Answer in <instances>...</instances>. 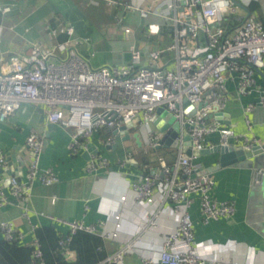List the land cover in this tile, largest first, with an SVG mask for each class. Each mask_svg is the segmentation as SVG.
<instances>
[{
	"label": "built area",
	"instance_id": "built-area-1",
	"mask_svg": "<svg viewBox=\"0 0 264 264\" xmlns=\"http://www.w3.org/2000/svg\"><path fill=\"white\" fill-rule=\"evenodd\" d=\"M182 1L154 0L145 5L138 0H106L110 7H121L127 13L137 12L143 19L156 16L169 23L173 27V41L166 50L172 51L173 56L167 61L164 59L165 49L153 50L144 59L141 49L132 45L129 64L96 68L70 40L57 42L54 47L37 44L25 55L6 57L0 54V121L15 117L24 102L43 106L50 123L72 130L70 146L74 151L83 149V141L97 128L116 130L119 136H125L122 132L127 130L131 136L140 113H143L144 123L137 132L144 141L145 152L159 148L163 133L153 131L151 124L160 107L172 113L180 124L179 155L174 165L170 166L162 158L163 174L155 172L132 183L136 199L146 207L144 219L135 224L130 240L100 264H124L125 255L133 248V240L147 226L157 225V218L166 215L159 204L168 199L174 202V211L179 216L178 225L163 235L158 259L143 257L142 264H240L203 253L196 242L188 211L191 195L200 196L205 222L231 218L236 212V204L213 198L215 181L212 174L203 172L205 168L197 161V156L184 151L185 136L188 131L193 149L197 150L238 145L231 143V138L236 143L242 138L245 149L260 144L256 138L238 136L232 130L220 127L209 121L208 116L210 112L225 111L229 99L226 80L232 74H235L233 79L239 94L245 96L257 87V73L264 68V25L252 16H244L242 23L227 30L224 22L239 15L236 0H185L184 6ZM92 3L98 4V0H92ZM11 7L0 4L3 11H9ZM117 22L122 26L123 17L118 16ZM122 27L125 35L134 33L130 26ZM201 33L205 36L204 42ZM53 34H67L72 38L75 29L63 26L53 30ZM262 93L260 104L264 106V88ZM200 103L206 105L198 108ZM191 106L196 108V112L189 116L187 109ZM256 107L250 103L245 108L249 128L252 126L250 114ZM130 124L133 127H129ZM124 126L126 129L123 130ZM214 134H219V143L210 139ZM26 142L30 150L27 179L21 181L16 176L10 179L12 195L24 208L37 178L45 185L58 181L52 169L42 170L40 167L44 136L32 130ZM6 162V157L0 153V166ZM108 163L105 158L93 156L88 168L94 171ZM180 175L184 176L183 180H179ZM263 177L264 170H257L256 184L262 185ZM126 199L127 196L123 195L121 202L125 203ZM8 203L9 198L2 192L0 207ZM124 222V211L115 215L113 230L100 232L94 225L68 222L70 232L60 244L67 247L73 235L81 230L118 240ZM0 227L5 239L23 240V235L16 231L12 222L3 221ZM31 245L34 246L31 264H45L38 241L35 239ZM72 253L68 248L65 251L67 257Z\"/></svg>",
	"mask_w": 264,
	"mask_h": 264
},
{
	"label": "crops",
	"instance_id": "crops-1",
	"mask_svg": "<svg viewBox=\"0 0 264 264\" xmlns=\"http://www.w3.org/2000/svg\"><path fill=\"white\" fill-rule=\"evenodd\" d=\"M138 1L147 5L154 0ZM236 1L240 8L237 16H252L264 25V0ZM0 4L12 6L9 11L0 10V54L6 57L14 54L25 55L37 44L54 47L57 42H62L59 39L68 35L55 36L53 30H59L63 26H73L74 35L77 34L83 39V42L77 44L75 48L96 68L110 64L109 61L121 65L130 63V49L126 55L123 54L119 58L116 50L108 43V37L115 34L120 26L117 22L118 16L123 17L122 24L132 17L135 22L138 15L141 18L137 12H134L135 16H133V13L125 12L121 7L108 6L105 0V4H93L95 7L104 5L100 10L103 18L98 21V25L79 15L73 0H0ZM141 19L142 25L146 24L142 32L147 30L150 34L161 33L167 23L156 16ZM83 20L87 21L81 23ZM132 29L134 31L133 27ZM139 34L138 31L133 33L136 38L134 41L138 40L136 43L138 46H135L141 49L144 59L151 51L161 49L156 44L148 45V42L144 46L140 43ZM85 39L89 41L85 42ZM168 39L173 41L172 34ZM263 69L262 73H257V87L245 96L238 92L233 79L235 74L227 78L226 89L229 99L224 111L227 116L223 121L214 117L209 121L232 130L238 136L247 135L251 139L256 138L264 149V106L260 104L264 88ZM250 103L257 105L256 110L250 114L251 128L246 122L245 112V108ZM42 115L40 106L24 102L15 117L0 121V153L7 160L3 166L21 181L27 179L30 150L26 140L30 132L36 130L45 138L40 167L42 170L52 169L58 181L52 185H45L40 178H37L24 208L16 202L10 183L6 182L8 171L1 174L0 195L4 192L9 198V203L0 207V224L3 221L12 222L16 231L23 235L21 243L29 245L35 240L38 228L52 226L59 234L66 235L70 232L68 222L72 221L94 225L100 232L104 229L113 230L115 215L124 211V227L118 240L107 239L98 234L103 237L100 250L106 254L103 260L105 261L130 240L135 224L144 219L146 207L136 199L132 183L141 181L143 176L155 172L163 174L162 158L173 166L179 150L160 147L145 152L142 138L140 137L142 141L140 144L133 137L135 133H139L137 130H132L130 139H124L126 135L119 136L108 128H97L83 141L84 148L74 151L70 146L73 139L72 130L61 124L50 123L45 109V119H42ZM210 139L219 143V134L211 135ZM128 140L132 142L127 143ZM230 142L238 144L234 146L243 147L242 138L237 143L231 138ZM91 144L99 153L89 151ZM151 150L155 153L150 156L152 164L144 165V157L149 156ZM93 156L107 159L108 165L90 171L88 167ZM197 161L204 168L214 166L220 162V153L201 155ZM259 169L264 170V151L252 159L221 167L211 173L215 181L213 198L220 202L230 201L236 204V212L231 218L205 222L200 196L196 194L190 196L192 201L188 211L193 221L196 242L201 246L203 253L214 254L217 258L237 261L240 264H264V179L263 185L256 184V174ZM183 179L184 176L180 175L179 180ZM123 195L127 196L125 203L121 202ZM160 205L166 215L157 218V225L147 226L133 240V248L125 255L124 264H142L143 257L158 259L163 235L176 229L179 217L174 211L172 200L168 199ZM4 238L0 227V239ZM67 259L75 261L77 253L73 251Z\"/></svg>",
	"mask_w": 264,
	"mask_h": 264
},
{
	"label": "trees",
	"instance_id": "trees-1",
	"mask_svg": "<svg viewBox=\"0 0 264 264\" xmlns=\"http://www.w3.org/2000/svg\"><path fill=\"white\" fill-rule=\"evenodd\" d=\"M73 2L77 6L79 15L99 25L98 21L103 18L100 10L104 5L95 7L91 0H73ZM99 3L105 4V0H98ZM244 19L243 16L234 15L224 22V27L230 30L233 26L242 23ZM170 34H173V27L165 23L161 33L151 35V42L163 48L168 44ZM143 163L148 166L152 164L148 155L144 157ZM64 237L65 235L59 234L52 226H44L36 230L35 239L40 244L45 264H97L106 258V254L100 250L103 244L102 236L81 230L73 235L67 247L60 244ZM67 248L77 253L75 261L67 259L65 254ZM33 252L34 246L31 244H23L20 240L0 239V264H31Z\"/></svg>",
	"mask_w": 264,
	"mask_h": 264
},
{
	"label": "water",
	"instance_id": "water-1",
	"mask_svg": "<svg viewBox=\"0 0 264 264\" xmlns=\"http://www.w3.org/2000/svg\"><path fill=\"white\" fill-rule=\"evenodd\" d=\"M182 5L183 6L185 5V0L182 1ZM259 72L262 73L261 70ZM204 105H206V103H200L198 105V108H202ZM40 111L43 113L42 119H45L44 109L42 106H40ZM195 112H196V108H194L193 106L187 109V114L189 116H192L193 114H195ZM226 116L227 114L225 112H210L208 118L214 117L217 120L223 121L224 117ZM152 123L160 132L163 133V137L160 141L161 143L160 147L178 148L179 146L178 136L180 134L181 127H180L179 122H177L175 116L172 113L166 111L163 107H160L157 109L156 116L153 119ZM128 126L133 127V124H130ZM186 127L188 128L189 126L186 125ZM122 129L123 130L126 129V126H124ZM127 133H128L127 130H124L122 132V134H126L124 139L131 138V136ZM114 134H118L116 130L114 131ZM133 137L137 140L138 143L140 144L142 143L139 133H135ZM89 151L90 152L95 151L96 153H99V151L92 144L89 147ZM184 151L189 155H193L197 157L201 155L210 154L213 152H219L220 153L219 164L210 166L208 168H205V170H203V172L205 173L207 172L212 173L213 171H216L220 169L221 167L232 165L239 161H245L247 159H252L253 157L258 156L261 153H263L264 149L261 144H256L251 149H245L241 146H233V145H228V146L218 145L212 149L197 150V149H193L192 139H191L190 134L187 131L186 136H185ZM85 155L87 156L88 153H86ZM7 171L8 173L6 175H8V177L6 178L7 179L6 182L10 183V179L13 173L12 171H9L8 168L4 166H0V180L2 179L1 174H5Z\"/></svg>",
	"mask_w": 264,
	"mask_h": 264
},
{
	"label": "rangeland",
	"instance_id": "rangeland-1",
	"mask_svg": "<svg viewBox=\"0 0 264 264\" xmlns=\"http://www.w3.org/2000/svg\"><path fill=\"white\" fill-rule=\"evenodd\" d=\"M132 15L135 16L134 13ZM136 15H138V14H136ZM86 21L87 20H83L81 23L86 22ZM44 22H46V20ZM126 25L131 26V28L133 27L135 33H136V31H138V33H140L139 34L140 43H142V44H144V46H146L147 42H148L149 43L148 45L151 46L152 42H151V38L150 37H151L152 34L148 33L147 30L142 32V30L144 28H146V24L144 26L142 25V19L139 17V15H138V17H137L135 22L133 21V17H132L130 20H127V22L124 23L122 26H126ZM141 25H142V27H141ZM122 26L121 27L118 26L115 34H112V36L108 37V43L110 44L111 47H113L116 50L115 52H117V55H118L119 58H121V56H123V54L126 55L128 53V50L130 49L131 45H133V44L137 45L136 43L138 41V40L134 41L136 38H135V36L133 34L132 35H125L124 27H122ZM200 37L203 40L205 36H204L203 33H201ZM59 40L62 41V42H67L68 40H70V41L73 42L72 45H74V44L77 45L78 43L83 42V39L79 38L77 34L74 37H72V38H70L68 36H65L64 38H61ZM205 41H206V39H205ZM171 43H172V41L169 40L168 44L163 46V48H161V49H165L166 50L167 47ZM63 56H65V55L63 54ZM172 56H173L172 51L166 50V52L164 54V59H166V61H167L170 58H172ZM109 62H110V64H106L107 66H120L121 65L120 63H116L114 61H109ZM94 67H96V66H94ZM142 123H144V118H143V113H140L139 122L137 123V126L134 128V130H138V127ZM151 127H152L153 131L159 132V130L153 125V123L151 124ZM130 142H132V140H128L127 143H130ZM152 154H155V153H153V150L150 151L149 157Z\"/></svg>",
	"mask_w": 264,
	"mask_h": 264
}]
</instances>
